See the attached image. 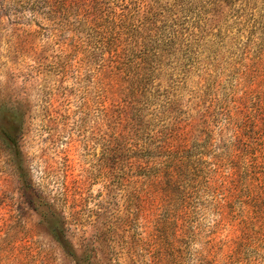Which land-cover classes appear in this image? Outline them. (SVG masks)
<instances>
[{
  "label": "rangeland",
  "instance_id": "1",
  "mask_svg": "<svg viewBox=\"0 0 264 264\" xmlns=\"http://www.w3.org/2000/svg\"><path fill=\"white\" fill-rule=\"evenodd\" d=\"M45 3L0 0V264H264V0ZM127 6L170 44L108 74L91 20Z\"/></svg>",
  "mask_w": 264,
  "mask_h": 264
},
{
  "label": "trees",
  "instance_id": "2",
  "mask_svg": "<svg viewBox=\"0 0 264 264\" xmlns=\"http://www.w3.org/2000/svg\"><path fill=\"white\" fill-rule=\"evenodd\" d=\"M75 1L76 0H45L46 8H48V19L71 17L75 7ZM174 6H176V8L178 7V5H173V7L169 6V8L172 9ZM171 12V10L155 7H150L149 9L145 8V10L142 11L141 8L133 9L127 6L123 9V12H112L108 15L106 14L107 16H105V18L101 14L102 16L97 15L96 18L92 19V23L98 26L96 31L99 32V36L101 34L100 50L104 53H108V74L112 73L116 65L121 64L128 54L137 52L133 51L134 48H146L148 46L146 44L148 37H150L149 39L151 40L153 37H157L160 39L162 45H169L170 42L161 37V26H159V24L162 22L160 17L165 18L166 22L176 20H170L168 19L169 17L166 16L167 13ZM172 35L177 36V32H173ZM141 57L143 58V56ZM142 60L147 61L149 57L146 56ZM65 65H68V62L65 63ZM21 133L22 124L20 122L11 118L0 120V138H3L11 148L19 150V138ZM252 167H246L244 171L241 172L240 170L236 172L235 175H237L239 179L234 178L230 182L254 181V177H252L254 171H250ZM260 167L264 170L263 166L260 165ZM263 170L257 172L259 173ZM171 179L173 182H177L174 175L171 176ZM173 182H171V189L175 192L174 189L176 185ZM262 189H264V183L261 185L260 190L262 191ZM167 222L171 224L170 219H167ZM253 237L254 239H252V241L257 242L258 247H264V233H257ZM56 238L66 253L74 255V251L69 245L64 233L61 232ZM85 258L88 259L87 254ZM235 258H240V255L233 253V255L229 256L230 260H234ZM207 264L219 263H216V260H210Z\"/></svg>",
  "mask_w": 264,
  "mask_h": 264
}]
</instances>
